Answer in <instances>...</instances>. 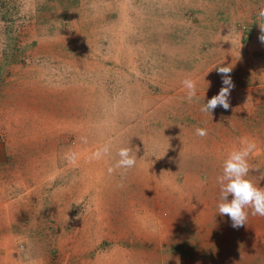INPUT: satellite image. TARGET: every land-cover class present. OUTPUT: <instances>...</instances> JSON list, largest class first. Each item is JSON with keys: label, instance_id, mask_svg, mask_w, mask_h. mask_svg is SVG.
Listing matches in <instances>:
<instances>
[{"label": "rangeland", "instance_id": "rangeland-1", "mask_svg": "<svg viewBox=\"0 0 264 264\" xmlns=\"http://www.w3.org/2000/svg\"><path fill=\"white\" fill-rule=\"evenodd\" d=\"M261 7L0 0V264H264V217L248 209L232 227L216 183L248 138L260 169L248 178L264 188ZM217 65L234 88L229 109L208 114ZM121 146L136 165L109 175Z\"/></svg>", "mask_w": 264, "mask_h": 264}, {"label": "clouds", "instance_id": "clouds-1", "mask_svg": "<svg viewBox=\"0 0 264 264\" xmlns=\"http://www.w3.org/2000/svg\"><path fill=\"white\" fill-rule=\"evenodd\" d=\"M258 27L260 35L258 39L264 43V7L258 10ZM219 74H222V87L217 95H214L207 103L201 107V112L210 114L216 107L220 106L227 110L230 107L229 96L234 83L229 75L232 67L215 66ZM182 88L185 91V98L191 102L197 95L196 82L191 78H184L181 81ZM195 134L199 137L207 135L204 128H196ZM86 142L85 138H82ZM257 144L254 140L244 138L240 141V146L229 151L221 165V173L216 177V183L219 186L220 199L217 204V213L227 215L232 221V227L237 228L244 225L248 219V209H251L253 216L264 217V188L258 187L249 179V173L252 170L260 171L259 168H253L249 164V157L256 151ZM110 146L104 145L91 154L92 159H101L110 154ZM116 155L118 159L114 166L107 169L111 175L116 170H122L121 175H125L127 171L136 165L137 158L132 154L129 147H119ZM69 163H76V154H66ZM256 180H264V173L260 172ZM122 186V185H120ZM231 196V200L228 197Z\"/></svg>", "mask_w": 264, "mask_h": 264}]
</instances>
